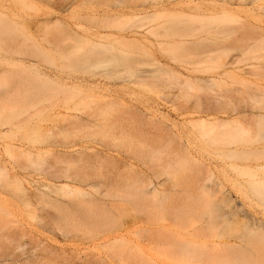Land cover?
Segmentation results:
<instances>
[{
  "label": "rangeland",
  "instance_id": "obj_1",
  "mask_svg": "<svg viewBox=\"0 0 264 264\" xmlns=\"http://www.w3.org/2000/svg\"><path fill=\"white\" fill-rule=\"evenodd\" d=\"M51 1L53 2L48 3L47 1H43V0H0V16L4 15V18L1 16V20L3 19L2 23L7 25L11 23L12 26H10V24L9 26L11 27V31L14 32L13 33L14 35H11L12 38L8 39L9 43L11 42L13 43V41H15L13 44L16 45L18 42L19 43L23 42L28 44L27 47L31 45L28 48V49L31 48L30 50H33L36 46L44 50L43 54L40 56V62L42 67H44V69L46 67L47 71L54 70L55 72H59L63 76H69V77L81 76L86 78L92 77L95 74L99 75L98 73L100 72H102L103 74L104 73L106 74L107 71L111 72L112 70L114 72L115 67H113L112 70L111 69L108 70L107 67L110 66L111 68V65L107 66L110 62L102 63L103 60L100 61V59H98L100 62L96 61L95 59L94 63H93L94 60L90 62L83 61L78 63V62H74L73 60H70L69 57H68L69 60L64 58L70 52H73L75 49H77L78 51L81 50L82 45L80 44L79 39L77 38H81L80 40L81 43L82 41H85L82 44L83 45L85 44L84 47L86 46L87 48L86 51H84L85 50L84 49L79 51L78 53L76 52L74 54L72 53V55L75 54L79 55L81 53V55L83 56L84 52L86 55V53L90 50L89 48H92V51L94 52V51H98V49L102 50L103 46L101 44L105 45V48L107 49L109 44H113L115 48L116 47L119 48L116 49L118 50L117 52L119 53L116 54L118 55L117 57L121 56L120 59L123 58L125 61L127 60V62L129 60L127 58L125 59V57L129 56L128 58H132V60L130 59L131 61L128 62L129 64H127V62L126 64L132 66L131 68H133L134 70H131V68L126 69L122 67H118L119 68L118 69L116 66V70H117V72L115 73L116 75H114L113 72L112 73L109 72V74H113V76L110 75L109 78L111 80L109 82L107 81L108 85L106 86V89L103 90L102 89L98 90V88L89 89V90H85V92L84 91L79 92V94H76L78 93L76 91H75L76 93L73 91L65 92V93L62 92L57 94V97L55 94L56 98L52 96V98L51 99L49 98L50 100L47 101L48 103L45 104L46 108L43 113V116L41 117L42 121H40L41 123L40 134L38 133L37 136L38 130L36 132L34 131L35 132L34 134V132H32V129L27 130L25 132L24 130H22L23 132L21 131L20 133H14L15 136L13 134H8L4 138H0V154L2 155V158L5 159L6 161H11L12 166L15 168V172L19 175L21 179V182L24 181L25 183L24 185L23 183H21L22 186H24L23 188L25 189L26 188L25 185L27 186L26 188V190L28 189V191H26L27 193L31 189H33L32 191L36 193L37 191H43L45 194L50 195L51 199L57 198L59 202H61L60 204L61 206L67 203V201L64 202V200H66V198L70 197L71 195L67 191V189L71 187V189L74 190L73 189L74 187L72 186L76 187L75 184L70 183L69 181L66 180V178H64L66 176L65 172L67 170L69 172L72 169L71 167L69 170L70 165H68L69 166L68 169L65 168L67 167L66 165L69 164L70 162L66 163V165L64 163L65 161L62 162L63 160L67 159L64 158L65 154L66 155L71 154V157H74L73 159L76 162L75 164L77 163L81 164L82 163L80 162L82 161L81 159H84L85 161L89 158V155L93 156L92 159H95L96 156L102 157V159L107 158L105 160H101V161H105V163L103 162L102 164L100 163V160H98L97 162V160L95 159V162H92L94 160L90 159L91 160L90 163H87V165L84 166V167L87 166L86 168L87 173H85L86 175L83 174L85 172V170H83V166L82 168H80L79 164H77L78 168H80L81 171L83 170V173H81L82 177L84 176V178H87L88 177L87 175L92 174L94 178L93 179L90 178L92 177V175H90L89 178L92 181H94V179L97 181V182L96 181L92 182L88 180L90 181L89 185H92L91 188H94L93 185L98 186V187L95 186L97 187L96 189L89 188L90 187L89 185L87 186L82 185L77 187H80L82 190L87 192L88 194L87 196L93 195L94 198L103 201L106 207L105 210L106 211L108 210V212L110 211L109 216L111 214L112 215L110 216L109 222L107 220L105 221L108 223H105V225H101L102 221L100 220L101 224L98 223L97 221V224H95L96 222L94 223L95 225L94 227L91 221L95 218L94 217L95 213L86 214L87 215L86 217L85 213L87 212L83 213L84 216L82 213H79L81 210L79 211L78 208L81 209L83 206L77 207L74 210L76 211V213L78 212V215L80 214L81 216L77 218L78 215L74 213L75 214L74 216H76V217L72 216V219L73 218L75 219L74 222H76L77 220L85 221L88 220L89 218H92L93 216L92 220L91 221L89 220V222L92 225L86 227V229L84 230L87 232L88 229V233H90L92 229L90 227L93 226L94 229H92V232L95 231L98 234L97 237L92 238L87 233L81 232L83 230L81 225L84 222H81V224H79L81 229L78 228V231H73L72 229L76 225V223H74L75 224L74 225L73 221H71L72 220L70 218L71 215H69V218H63L64 220L65 219L69 220L68 222L71 221L72 222L71 225L73 224L72 228L69 226L71 232L70 234H68L69 230L67 231V229H63L67 231V232L65 231V233L63 231L62 232L60 231L62 230L61 226H63L64 228L66 226L65 224L68 225L69 223H67V220L60 221L61 220V218L59 217L60 214L57 211L55 213L54 209L52 210V208L49 211L50 206L43 208L41 207L43 206L42 204L38 205V202H36L37 203L36 205L35 203L36 200L33 201L32 199L33 204H31L30 207L25 206L28 209L31 208L28 211L23 206L24 204L23 205L21 204L22 202L19 203L20 201L18 202V199L16 198L14 199L12 195L6 194L0 199V205L3 206L4 208L3 209L4 213L3 211L0 213V264H231L228 263L227 260L232 257L235 258L236 256L248 258L250 259V261L252 260V262L253 260H255L254 262L256 263H258L259 259L260 260L262 259V261H264L263 260L264 257L262 258L263 250L261 251V249H264L263 248L264 243H262V241L264 242V167H263L264 152L262 151L263 153L260 154L257 153V155L256 153L255 154L250 153L243 155L239 154L237 156H229L228 154H225L226 142H223L221 140L220 141L215 140L213 135L202 136L201 133L203 130H201L200 126L189 124V120H193L194 118L191 115L186 114L185 110L181 109L182 112L185 111L184 112L185 114H181L182 112L179 110L183 106L185 107L189 106V108L190 107L193 108L194 107L193 103H195L196 101L195 99L198 97H199L198 101L199 99L200 100L203 99L205 102L206 99L213 100V98H217L219 94L225 95L226 91H227L226 95L230 94L231 96H233L234 94L233 92H235V90H239V93L236 92V97L238 100H241L242 97L246 98V96L249 100L250 95L251 97L258 95L256 97V100L251 101L250 99L249 102L250 104H252L251 106L254 105L253 107H255L258 111L260 112L262 111L264 113V109H263L264 108V104H263L264 102V41L258 42V44H256L254 47L255 49L254 50L252 49L251 52L249 51L247 54L245 53L246 55L242 54L241 47L244 46V44L242 42L240 43V36L242 35V33L244 34L246 31H249V26L251 24L253 25V27L264 26V12L261 13L255 11L254 13L256 15H254V13L252 14V12L238 14L239 22H236L234 20L236 23L233 24L232 22L234 21L232 22L229 21L233 25H230V23L227 21H226L227 25L224 23L225 26L227 27L229 26L228 28H230L229 30H227L228 28L226 27L227 31L236 30L235 31L236 33L234 31H233L234 33L229 32L230 34L226 33L225 37L215 39L214 35L205 36L203 34L204 36L203 37L201 35L202 34L201 32L204 31L202 30L196 31L195 33L191 32L195 28L200 29L202 24H204L205 22L203 23L202 22L203 20L200 21V18L197 19V17H194L195 12H199V9L194 10L195 12L193 10L190 12L189 11L190 9L186 6L178 7L177 8L178 11L176 12L160 13L156 16L147 17L145 20L131 19L130 22L129 21L130 19H125L119 23L109 18L110 16L112 17L113 14L115 15V13L118 11L119 12L122 10L126 11L127 10L126 8H129L131 5H132L131 7H134L133 5H135V7L138 9H146L150 6H154L158 4H169V3L173 4V2L177 0H173V2H170L168 0H75V1L72 0V3L71 1L68 0L64 1V3L65 2L71 3V5L68 4L69 6L67 5V3H65L66 5H64L63 2H62L63 4H59L60 2L56 3L57 0H51ZM167 1L168 3H166ZM226 1L228 2V4L229 3L235 4L236 6L238 3V5L240 4L239 7H242L244 9L246 7H248L246 9H249V7L251 8L252 6H255V4L259 5L262 2L264 3V0H226ZM55 4L57 6L61 5V8L64 9L67 8V9L58 11L60 9V6H58L59 8L58 9L56 8L57 6ZM53 5L55 7H53ZM62 5L66 6V8L63 7ZM5 6L7 9L5 8ZM103 13L105 14L107 13V14L105 15ZM90 16L91 17L93 16L94 18H96L95 16H97V18L101 17L99 23L100 21L102 22L103 16L104 18L108 16L110 20L109 21L107 20V24L112 28L108 27L109 30L105 29L104 27L102 28L105 29L104 30L105 32H108L110 34L112 33L113 35L111 34V36L105 38L103 37V39L100 38L99 36L97 38V35H95L96 37L93 36L96 30L95 23L96 24L98 23V22L94 23V20L97 21L98 19L96 18L93 20ZM90 19H92L93 21ZM111 20L113 22H111ZM32 21H37L39 22V24L37 23L38 24L37 25L35 24L36 22L34 23ZM43 21L45 22V24L44 23L42 24ZM29 22L34 23V25L32 23L30 24ZM60 22L62 25L60 24ZM209 22H207L209 25L214 26L215 21L211 20ZM47 23H49V25L53 24V26L52 25L49 26ZM103 23L104 22H102L101 24L103 25ZM41 24L42 26L38 27ZM101 24L100 26H102ZM59 25L61 27H59ZM64 25L67 26L69 30L68 29L66 30ZM92 25L95 26L92 27ZM144 26L152 27V28L157 27L158 28L157 30H160L159 28H161L164 29V31H166L165 30L167 28L166 26H168L169 29H171L172 27L176 29L177 27L178 29L180 28L179 29L180 31L174 29V32L177 33L178 31L179 33L177 34H181V35L180 36L177 35V37H174L175 36L174 35L171 39L170 38L168 39L167 37H163V36L154 39L155 38L154 35L155 33H157L156 32L157 30L154 31L155 33L153 32L154 38L152 36L149 37L154 42V44H156V42L163 43V47L167 50V55L170 57H168L164 53L166 52V50L164 48H161L162 44L159 47L158 45L156 46L151 45L154 46L153 49L152 48L148 49V47H151L149 45V41L148 43L140 42L139 44H136L135 46L136 48L133 50L132 47H134V45L132 47L131 45H129L130 46L129 50L131 51H128L126 49V47L128 48L127 46L128 44L126 45L127 43L126 38L129 37V34H132L133 31L138 30L140 29V27H144ZM236 26L238 27V29ZM14 28L16 30H13ZM231 28L234 29L232 30ZM98 29L100 30V28ZM61 30H64L65 34ZM250 30L253 31V28H251ZM211 31L213 32L215 30H211ZM68 32L69 35L71 33V36L66 35L68 34ZM89 32H92L91 33L92 35H89ZM60 33H62L63 35ZM161 33L163 34L164 32ZM215 33L217 32L215 31L214 34ZM127 34L128 37L126 36ZM65 35L68 37H66ZM78 35L81 36L79 37ZM88 35L89 37H87ZM82 37L85 40H82L83 39ZM236 37L237 39H235ZM59 38L64 40H60L61 41L60 42ZM214 41H216V44H214L215 43ZM7 42L8 41L7 40L5 41L4 39V41L0 43L1 44L0 46H2L4 43L8 46L9 43ZM124 42L126 43L124 44ZM168 42L170 43L175 42V44L176 42L177 43L181 42L182 44L184 43L183 45L184 46L186 45L187 48H189L186 51H189V55L191 54L192 56L189 57V55L186 56V54H184L186 58H183V56H181L183 53L181 52H179L181 55L177 54L178 52L177 53L169 52L173 54L176 53V55L175 54L174 55L177 57L178 55H180L181 56L180 58L182 59H179V57L177 59L176 57L173 58L172 57L173 54L169 55L168 50H171L175 44L171 46V44H168ZM202 42H207L208 43L207 45H209L210 47L208 46L204 49H198V50L196 49L195 52L193 49L190 48L194 45V43L201 44ZM236 42H238L239 44ZM76 43L80 44L77 46V48H75L77 45ZM90 43L92 47L90 46ZM145 43L146 45H148L147 47L146 45H144ZM166 43L169 47L171 46L170 47L171 49H169V47H166L167 46ZM5 44L3 45V47L6 46ZM98 44H100L101 47L98 46ZM58 45L61 46L62 50ZM113 45H110L109 48L112 46L113 49L114 48ZM117 45L124 46L125 48L124 52L128 54L126 55L125 53H123V55H121L123 48L121 46L118 47ZM234 45H237L238 47ZM57 47L60 49H58ZM78 47L80 49H78ZM217 47H220L223 50V51L221 50L218 53L219 55H214L215 53L213 52L210 54H206V53L202 54L203 51H208ZM56 48L59 52L61 51L63 52L59 53L56 50ZM136 49L138 50V52H135ZM186 51H184V53H186ZM112 53H116V51H113ZM239 54H242V56L240 55V58H239ZM208 55L210 56L208 57ZM133 57L136 58L137 61L135 59L133 60ZM234 57L235 58L237 57L236 59L239 60V61L237 60L238 68H236V70L233 71L232 78L226 77L225 80L224 79L222 80L221 78H219L220 75L222 74L221 70L218 69L219 62L222 60L223 62H230L231 60L229 59L230 58L235 59ZM242 58L244 60H242ZM159 63H167L171 68H174L183 74L189 73L188 75L191 76L190 82L193 83L192 84L193 89L191 87L190 88L188 87L189 89L184 87L183 89H181L182 91L181 92L179 88L175 86H172L171 88H165L166 87L165 83H163L162 86L160 84L162 83L160 81L163 80H159V81L156 80L158 75H156V78H154L159 83L157 84L158 86L156 84H153V79L151 83L152 87L151 85L147 86L149 88L145 86L146 84L144 85L145 86L144 87L143 86L144 83L142 84V87L140 86V84L138 86L137 84L136 86L132 84V82L136 81L135 79H137V77L132 75L135 70H137L138 73L141 70L143 71L145 70L153 71L155 69L157 70L159 69ZM128 70L130 71L128 72ZM160 74L159 77L163 75ZM165 74L164 77L166 76L165 77L166 79L169 78L167 75H170V73L168 74V72H165ZM241 74L242 76H246L248 80L247 81L241 80L240 79ZM164 77L162 79H164L165 82L166 79ZM123 79L124 80L126 79L127 83L124 84V87H120L117 81L120 82V80L122 81ZM128 80L131 81L129 84H128ZM114 81H116L115 84ZM149 82H151V80ZM1 83L2 81H0V89L4 88L5 86L4 82L2 84ZM153 86L156 87L154 88ZM117 88H118V92H116ZM179 92H181V94H179ZM95 95L100 97L102 96L103 98H108L109 102L105 100L106 103L104 102L105 104H103L102 102L104 100L100 99L99 97L96 98ZM164 96L165 98L169 96L170 99L168 97L167 100L169 99L170 101H167L165 99L163 100ZM161 98H162V103L163 101L165 102L167 101L169 102L168 103L169 105H166V103L162 104L160 101ZM113 101L115 103L118 102L120 104L117 103L118 105L117 104L112 105L111 102ZM53 102L55 104H52ZM107 102L110 104H108ZM101 103L103 104V108L99 107L100 105L102 106ZM121 104L123 106H121ZM151 104L152 105L154 104V106H152ZM96 106H98L99 108L98 107L96 108ZM105 106L107 107V109ZM148 106H151V109ZM158 106L160 109L158 108ZM117 107H119V109L116 110ZM123 107H125V109H123ZM152 107H154L155 110H153ZM156 108H158L159 110L158 109L156 110ZM174 108H178L179 112L176 109L175 111ZM187 108L188 107H186V109ZM94 109H96V112L98 111L99 113H96L95 111L93 112L92 110ZM122 109L125 111L127 110L126 113L129 114H126L125 112L121 114V112L123 111ZM129 110H133V111L136 110V113L138 110L137 114H140L141 117H139L140 115L134 117L139 118V120L134 117H131L133 116L132 115L133 111L130 112ZM104 111L107 114V116L109 115V118L106 116ZM152 111L153 112L156 111L155 114ZM160 111L162 112V114H159L161 113ZM142 112L143 114H141ZM151 112L153 115H151ZM1 113L2 115L0 114V131L2 130L5 131L6 128L9 127L8 124L11 122L9 121L10 119L8 118L9 111L7 114L8 116L4 114V111ZM89 113L91 114L92 120L87 119V116L88 118L90 116ZM94 113H96L98 117L97 115L96 118L92 116V114L94 115ZM130 113L131 116H128L130 115ZM163 114H165L166 118L163 116ZM142 115L145 117H143ZM162 116L165 119H163ZM77 117L79 119L81 118L82 120H84V122L86 121V124L87 122L89 124L90 121L91 123H93V125L94 124L95 125L94 126L81 125V127H79L74 123L75 120L74 121L72 120ZM149 117L153 118L152 119L153 122L150 121L151 119L150 120L148 119ZM117 118L118 120L120 119L121 120L118 121ZM128 118L130 121L127 120ZM133 118L136 119L135 122ZM155 118L156 121L161 118L159 122L157 121L158 123H160L161 121V124H159L160 126L163 124H164L163 126H165L166 123H169L167 118L170 120V122L171 120H173L175 122V125L172 121L171 124H168L169 126L167 125L166 129L171 128L169 130H171L174 133V135L176 134V136L173 137L172 132L169 133V131L166 130L165 128L161 130L163 126L160 128V126L154 120ZM65 119L67 121H65ZM108 119L110 120L109 122L113 121L112 123H110L111 125L109 124L111 127L114 126L113 123L115 125L117 123L118 125V123L120 122H122L120 124H123L125 122L123 124L124 127L122 128V131H124L125 133V131L130 130L129 132H127L129 135L125 133L127 137L126 136L123 137L122 136L123 132H121V134L119 133L118 135V131L120 129L117 130V128H119V125L118 127L116 125L117 128H115L114 126V129H116L114 131L115 132L117 131L116 134L115 132H113L114 135L112 134L111 131L109 132L110 134L108 133V135H106L105 137L103 135L99 136L97 134L98 136H96L95 133L93 134L94 130L100 129L98 127H95L97 125V123L95 122L98 121V125L100 124L99 127H103L104 125L105 128V126L107 125L105 128L107 130L109 128ZM124 119H126L127 122L126 120L124 121ZM70 120H72L73 123L76 125V127H78L76 128L77 131L73 130L74 128L73 126H75L73 124H72L73 126L69 124L70 127L71 126L73 127L72 128L73 132L71 131V129H68L70 128L68 125V122ZM242 120L244 124H246L249 127V129L253 130L251 132L250 137L254 138L256 136L255 135L256 118L245 117ZM154 121L156 123L155 125L159 126V128L154 127V125H152ZM65 124H67V126ZM176 124L177 125L179 124L178 125L179 128ZM127 125L129 128L127 127ZM130 125L133 127H131ZM171 125L174 126L172 127ZM64 126L65 129L66 127H68L67 129L72 132V134L70 133L71 136L68 135L69 131H67L68 133L65 131L64 135L61 134L63 136L61 137L59 133L63 132ZM120 126L122 127V125ZM176 129L179 130L176 131ZM55 130L57 131L59 136L58 135L55 136L56 134ZM111 130H113V128H111ZM165 130L168 132H166ZM22 134L27 135L24 141L29 142V145L33 149H35V153H37L38 155L35 154L33 157L31 156L30 158L28 157L24 159L23 158L21 159V157H19L20 160L17 158L18 157L17 156L16 159L18 161L13 162V160L16 159L11 157L9 158L7 152L10 151L12 153L13 152L15 153V151L13 149L10 150V148L12 146V143L16 142V139L19 140L21 138L20 136H22ZM249 134L247 135V137L249 136ZM263 134L264 132L261 135ZM102 136L104 137V139ZM112 137L113 139L115 137L117 138L116 141L117 143L112 142L113 140ZM250 137H248L247 139L246 137H244V139L241 138L243 142L240 139L239 145L245 144L244 146L253 147L259 145L262 146V144H264L263 142L264 135L259 136L263 138H261L260 141L258 140L260 144L255 142V144L257 143V145L253 144L255 140L253 141V143L250 141L251 140ZM120 140L122 141L119 142ZM9 143L11 144V146L9 145ZM121 143H123V145ZM115 144L118 146H116ZM251 144H253V146ZM110 145H113V147H111ZM8 147L10 148L7 149ZM4 149L6 150V152ZM56 155L58 158L61 157L59 155H64L62 156V158H60V160L63 159L62 161H59L60 166H57L58 162L56 163L54 161L57 158ZM80 155H81V159H79ZM185 155L186 157L188 156V158H186ZM75 156L78 158L79 162H77ZM139 158H143L145 161L140 160ZM70 159L72 161V158ZM186 159L189 161L185 163ZM58 160L59 159H57V161ZM54 162L57 164L56 165L57 167L55 169L51 167V166L55 167L54 166L55 164L54 165L52 164ZM86 162L89 161L87 160ZM14 163L15 164L18 163V165L19 164L23 165L21 166L23 167L22 170L20 169L21 168L20 166L17 167L16 165H14ZM62 163H64L63 165H65V167L62 165ZM176 163H180V168L176 169V175L174 176L175 178L174 179L171 175L169 176L166 173V170L169 171V168L173 167ZM129 164H131L132 166L131 165L129 166ZM49 165L52 168V169L50 168L51 170L48 167ZM112 165L113 166L115 165L116 169ZM8 166L10 167L11 165ZM63 167L67 169L66 171L64 169L65 171L64 173L63 170H61ZM88 168H90V170ZM174 168L176 167L174 166ZM57 169H59L60 171H58ZM194 169H196V171H194ZM73 170H72L73 172L72 175H74ZM54 171L55 172L57 171V174L58 172H60V174H58L59 178L57 181L54 180V178L56 177ZM207 173L212 174V176L209 180H206L205 182L202 181L206 188L203 185L198 186L199 188L201 187V189L203 187L204 189V190L202 189L203 192L201 191V189L198 191V187L196 186L198 183L194 182V180L197 179L196 177H198L197 180L204 179L205 177L207 178L208 176ZM61 174H64V177H61L63 176ZM136 174L137 176H139V178L145 175V180L143 178L144 181H146L147 178L150 179L149 181L147 180V184L145 183L146 184L145 186H147L148 182H150V185H148L149 190L155 188L159 192H157L155 189L153 191L156 193H160V197L161 196L164 197V195L165 198L167 197L165 199L166 201L162 200L163 203L159 201V204L162 205L161 208L165 209L164 211L163 209H161L163 213H161L162 211H160L159 209L158 201L157 200L155 201V199L153 200L150 197V195L148 196L150 197L149 199L148 197L147 199L145 197L144 202H142L143 201L142 198H140L139 200L138 199L139 197L137 199L135 197L136 201L134 200V202L136 204L135 203L132 204L133 202L130 203L127 202L126 200L123 201V199H119V197L118 200H114L115 197H112V199H110L111 197L110 198L108 197L109 199H107V194L105 193L109 192L108 196H110L109 194L115 190L114 189L113 191H111L112 188L117 186V182L118 184L121 182L120 187L121 185L128 187L123 182L125 181L127 184H129L127 182L128 180L127 178L133 179ZM77 175H79L80 178H82L79 173ZM98 175H102L100 177H103L101 178L103 180L99 179L100 181H98ZM124 178H126L127 180L126 179L124 180ZM119 179L120 180L123 179L124 181H120ZM134 179H138V178H136L135 176ZM133 182H130L131 184L129 185L132 186V184H134ZM101 184L104 185L105 187L103 188ZM135 184H137V182H135ZM162 184L164 186L166 185V187L168 188L165 189V187L162 186ZM59 185L61 186L67 185L64 188L65 190L62 191L65 193V195L61 193L62 194L61 198L59 197L61 195L60 193L58 197H56L55 193H53L55 197L50 194L51 192L49 193V191H52L50 189L54 188L52 186L60 187ZM134 186L135 185H133V187ZM137 186L134 187V189H136ZM126 187H124V190L121 189V191L122 190L125 191ZM98 188L100 189L97 190ZM117 188L116 190L118 191L116 190L115 191L118 193V195H121L123 192L119 193L120 188L118 189ZM129 188L131 189L132 187ZM191 188H193V190H195L196 188L195 192L197 191L199 194L197 192L196 193L193 192ZM131 190H133V188ZM32 191H30L28 194L32 193ZM65 191H67L70 195ZM100 192L102 193L101 195L102 197L104 195L106 196L105 197L106 199L100 198L99 196L101 194ZM166 193L168 195H166ZM225 193H228L227 197L224 195ZM66 194H68L69 196L63 197V195L66 196ZM188 196L191 197V200L190 197L189 199H187ZM192 196L195 197L193 198ZM87 199L88 198H86V200ZM151 199L153 202L151 201ZM186 199L190 204L187 202ZM33 205L34 206L36 205L35 208L37 207L36 208L37 210L33 211L32 209L34 208ZM40 208L41 211L43 212L40 211ZM45 210L48 211L45 213L44 212ZM51 210L54 211V215L53 213H51L52 212ZM82 210L85 211V209ZM165 211H167L168 213L166 212L167 214H164ZM6 212H7V216H6ZM55 214L57 215L55 216ZM95 215H97V213ZM52 216L59 218V219L56 218L53 219L63 223V225L61 223L59 224L61 225L60 230L54 227V225L56 224H53V228H52L51 226L52 221L54 222V220H50ZM99 216L102 215L100 214ZM105 216H107V214H105ZM64 217H66V215H64ZM81 217L84 218L86 217V218L80 219ZM93 221H95V219ZM89 222L87 221L88 224H90ZM85 223L84 226L87 225V223L86 224ZM112 224L113 225L116 224V226L118 227L116 226L113 227ZM77 225L75 226L76 228L74 227L76 230L78 227ZM55 228L57 229V231ZM179 237H182L183 241L184 239L186 241H195L196 243H198V246H196L195 249H187L188 251L187 253H177L175 249H172V247H173V243L175 242V238H179ZM115 238L117 240H114ZM13 239H15V241ZM178 241H180V238L178 239ZM258 242L260 243L259 246L261 247V249L260 247L258 248L257 244L256 246L254 244ZM185 254L187 260L186 259L181 260V256L185 257ZM210 257H214L216 258V260H213L214 258L212 259ZM260 260H259V264L262 262Z\"/></svg>",
  "mask_w": 264,
  "mask_h": 264
},
{
  "label": "bare ground",
  "instance_id": "obj_2",
  "mask_svg": "<svg viewBox=\"0 0 264 264\" xmlns=\"http://www.w3.org/2000/svg\"><path fill=\"white\" fill-rule=\"evenodd\" d=\"M43 1H47L48 3L49 2H53V1H49V0H43ZM64 1H67V0H57V2L56 3H59V4H63L64 3ZM68 1H71V3H72V0H68ZM73 1H75V0H73ZM168 1H170V2H173V0L171 1V0H168ZM168 1L166 2V3H168ZM46 2V3H47ZM63 2V3H62ZM47 3V4H48ZM65 3H67V5L69 4V5H71V3H68V2H65ZM64 3V5H66ZM74 3V2H73ZM161 3H164V2H161ZM237 3V2H236ZM250 3V2H249ZM263 3V2H262ZM262 3H260L259 5L258 4H255V6H252L251 8L249 7V9H246V8H248V7H246L245 9L244 8H242V7H239V5H238V3H237V6L235 5V4H228V2L226 1V0H177V1H175V2H173V4L172 3H169V4H158V5H154V6H150V7H148V8H146V9H138V8H136L135 7V5H133L134 7H129V8H126L127 10L126 11H118V12H116L115 13V15L113 14V16L111 17L110 15H108V16H110L109 18L110 19H112V20H114L115 22H121V21H123V20H125V19H130L129 21L131 22V19L133 20V19H136V20H145L147 17H152V16H156V15H158V14H160V13H165V12H176V11H178V7H180V6H186V7H188L190 10V12L193 10H196V9H199V12H195V15H194V17H197V19L198 18H200V21L201 20H203L202 22L204 23V24H202V26H201V28L200 29H191L192 31V33H195L196 31H204V32H201L202 34V36H203V34L205 35V36H207V35H210V36H215V39L216 38H222V37H225V35H226V33H234L236 30H233L232 28V30L234 31H227V30H229L230 28H228L227 26H225V24H226V21L227 22H229V21H236V22H239V17H238V14H240V13H251L252 12V14L255 12V11H258V12H264V3L262 4ZM253 4V3H252ZM251 4V5H252ZM50 5V4H49ZM56 5V4H55ZM64 5H62L63 7H65L66 8V6H64ZM68 5V6H69ZM57 6V5H56ZM58 6H60V9L58 8ZM56 8H58L59 10L58 11H60V10H63L64 8H61V5H58ZM67 6V7H68ZM170 6V7H169ZM53 7H55L54 5H53ZM5 8H6V6H5ZM7 9V8H6ZM67 9V8H66ZM66 9H64V10H66ZM187 9V8H186ZM56 11V10H55ZM193 12V13H194ZM5 13V12H4ZM181 13H183V12H181ZM187 13H189V12H187ZM257 13V12H256ZM260 13V14H261ZM52 14V13H51ZM58 14V13H57ZM103 14H105V13H103ZM107 14V13H106ZM105 14V15H106ZM259 14V13H258ZM257 14V15H258ZM55 15V14H54ZM246 15V14H245ZM254 15H256L255 13H254ZM2 16V15H1ZM1 16H0V43H2V41H4V39H5V41L7 40L8 42L7 43H9V38L11 39L12 38V36L11 35H14L13 33V31H11V27L10 26H12L11 25V23H9L10 24V26H9V24L7 25V24H4V23H2V21H3V19L1 20ZM108 16L107 17H105V18H108ZM3 18H4V15L2 16ZM91 17V16H90ZM96 18H97V16H95ZM93 20L94 19H96V18H94L93 16L91 17ZM103 18H104V16H103ZM102 18V22H104V23H106L107 24V20L109 21L110 19L108 18V19H103ZM92 19H90V20H92ZM98 20L96 21V20H94V23L95 22H98L97 24L95 23V25H96V30H95V34H93V36H95V35H97V38H98V36L100 37V38H102L103 39V37L105 38V37H108V36H111V34L110 33H108V32H105L104 30L105 29H107V30H109L108 29V27L109 28H112V27H110V26H108V24L106 25V24H104L103 23V25L101 24L102 22L100 21V23H99V20L101 19V17L100 18H97ZM92 20V21H93ZM111 20V22H113ZM215 21V24H214V26H212V25H209L210 24V22L209 21ZM45 21V20H44ZM42 22V24L44 23L45 24V22ZM106 21V22H105ZM135 21V20H134ZM224 21V22H223ZM232 22L233 24H235L236 22ZM241 21V20H240ZM32 22H36L35 24H39V22H37V21H32ZM32 22H29L30 24L32 23ZM47 22V21H46ZM137 22V21H136ZM201 22V23H202ZM207 22H209V24L207 23ZM34 23H32L33 25H34ZM57 23V22H56ZM225 23V24H224ZM230 23V22H229ZM37 24V25H38ZM42 24L40 25V26H38V27H41L42 26ZM48 25H49V23H47ZM46 24V25H47ZM60 24H61V22H60ZM92 24H93V22H92ZM100 24L102 25V26H100ZM224 24V25H223ZM233 24H231L230 23V25H233ZM238 24V23H237ZM47 25V26H48ZM50 25H52L53 26V24H50ZM49 25V26H50ZM62 25V24H61ZM94 25V26H95ZM111 25V24H110ZM115 25V24H114ZM121 25V24H120ZM227 25V24H226ZM239 25V24H238ZM249 25H250V23H249ZM248 25V26H249ZM65 26V25H64ZM64 26H63V28H64ZM93 25H92V27H94ZM98 26V27H97ZM112 26V25H111ZM240 26H242V25H240ZM250 26H251V28H253V31H251L250 29ZM249 26V31H246L244 34L242 33V35L240 36V43L242 42L243 44H244V46H242L241 47V51H242V54H247L249 51L251 52V50L253 49H255L254 47H255V45L256 44H258V42H262V41H264V26L263 27H259V26H254L253 27V25L251 24ZM59 27H61L60 25H59ZM102 27H104L105 29H103ZM162 27V26H161ZM167 28H168V30H167V28L165 29L166 31H164V29H161V28H159L160 30H161V32H164L163 34L160 32V30H157L158 28L157 27H140V29H138V30H135V31H133L132 32V34H129V37H128V34L126 35L128 38H126L127 40H126V42H124V44L126 43V45L128 46V48L126 47V49L128 50V51H131V50H129L130 49V46L129 45H131V47L134 45V47H132V50L133 49H135L136 47V44H139L140 42L142 43H144V42H146V43H148V41H149V45L151 46V45H158V47L159 46H161V44H162V47L161 48H164L163 47V43H159V42H156V44H154V42L149 38L150 36H152L153 37V32L154 31H156L157 33H155V35H154V39H156V38H159L160 36H163V37H167L168 39L170 38H172L174 35V37H177V35L178 36H180L181 34H177V33H179L178 31H177V33H175L174 32V29L175 30H179L178 29V27H177V29L176 28H171V29H169V27L168 26H166ZM228 29H227V28ZM237 27V26H236ZM245 27H246V25H245ZM256 27V28H255ZM65 28H66V30L68 29L67 28V26H65ZM65 28H64V30H65ZM98 28H100V30L98 29ZM103 30H102V29ZM163 28H165V27H163ZM213 28V29H212ZM242 28H244V27H242ZM79 29H80V27H79ZM227 29V30H226ZM237 29H238V27H237ZM13 30H16L15 28L13 29ZM64 30H61V31H63L64 32ZM69 30V29H68ZM94 30V29H93ZM106 30V31H107ZM211 30H215L217 33H215L214 34V32L215 31H211ZM242 30V29H241ZM90 31V30H89ZM180 31V30H179ZM183 31V30H182ZM62 32V33H63ZM211 32V33H210ZM62 33H60V34H62ZM67 33V32H66ZM75 33V32H74ZM73 33V34H74ZM87 33H88V31H87ZM92 32H89V35H92L91 34ZM93 33H94V31H93ZM161 33V34H160ZM229 33V34H230ZM236 33V32H235ZM64 34H65V32H64ZM229 34H227V35H229ZM63 35V34H62ZM66 35H69V32H68V34H66ZM65 35V36H66ZM75 35V34H74ZM77 35V34H76ZM89 35L87 36V37H89ZM113 35V34H112ZM69 36H71V33H70V35ZM79 36V35H78ZM81 36V35H80ZM79 36V37H80ZM62 37V36H61ZM66 37H68V36H66ZM96 37V36H95ZM204 37V36H203ZM83 38V37H82ZM85 38H86V36H85ZM167 38H165V39H167ZM77 39H79V42H80V44L82 45V47H81V50H84V51H86V46L84 47V45L82 44V43H84L85 41H82V43H81V38H77ZM76 39V40H77ZM235 39H237V37L235 38ZM60 40H64V39H61V38H59V41ZM82 40H85L84 38L82 39ZM86 40H87V38H86ZM11 41H13V40H11ZM235 41V40H234ZM237 41V40H236ZM15 41H13V43H14ZM61 42V41H60ZM78 42V41H77ZM162 42V41H161ZM213 42V41H212ZM215 43L214 44H216V41H214ZM257 42V43H256ZM6 43V42H5ZM4 43V44H5ZM12 42L11 43H9V45L7 46L6 44V46H4L3 47V45L2 46H0V81H2V83L4 82L5 83V86H4V88H1L0 89V111L1 112H3L4 111V114H5V112L7 111V109H8V111H9V114H8V111L6 112V114L5 115H7L8 116V118L10 119L9 121H11L9 124H8V128H6V130L4 131V130H2V131H0V138H4L5 136H7L8 134H13L14 135V133H20L22 130H24V132L25 131H27V130H30V129H32V132H36L37 130L39 131H37V136H38V133L40 134V131H41V123H40V121H42L41 120V117L43 116V113H44V111H45V108H46V103H48L47 101H49L51 98H52V96H54L55 97V94H56V97H57V94H59V93H65V92H78V93H76V94H79V92H85V90H89V89H96V88H98V90L100 89H106V86L108 85L107 83L111 80L109 77H110V75H112L113 76V74L114 75H116L115 73L117 72V70H116V66H117V68L118 67H122V68H126V69H130L132 66H130V65H127V64H129L128 62L129 61H131L132 60V58H128V57H125V59L127 58L129 61L127 62V60L125 61L123 58H121L120 59V57H117L118 55H116V54H119L117 51L118 50H116V49H119V48H115L114 47V45L113 44H109V46L110 45H113V49H115V50H113L112 49V46L109 48V46H108V49L107 48H105V45H103V44H101L102 46H103V48H104V50H103V48H102V50H99L98 49V51H92V48H89L88 50L90 51H88L87 53H86V55H85V52H84V55L82 56L81 55V53L79 54V55H77V54H75V55H72V53L74 54L75 52L76 53H78L79 51H81V50H77V49H75L73 52H70L66 57H64V58H66V59H68V57L70 58V60H73L74 62H78V63H80V62H90V61H92V60H94L93 61V63L95 62V59H96V61H98V62H100L101 60H103L102 61V63L103 62H110L107 66H109V65H111V68H110V66L109 67H107L108 68V70H112L113 69V67H115V69H114V72H113V70L110 72V73H112L113 72V74H109V72L107 71L106 72V74L104 73H102V72H100V73H102V74H100V73H98L99 75H97V74H95V75H93L92 77H81V76H79V77H75V76H71V77H69V76H63L62 74H60L59 72H55L54 70L53 71H47V69H46V67H45V69H44V67H42V65H41V62H40V56L43 54V51L44 50H42V49H40V48H38L37 46L33 49V50H30V49H28L31 45H29V47H27L28 46V44H26V43H23V42H18L16 45H14ZM23 43V44H22ZM146 43L144 44V45H146ZM179 43V44H178ZM176 42V44H175V42L174 43H170V42H168V44H171V46L172 45H174L173 46V48L171 49L168 45H167V43H166V47H169V49H171V50H168V54L170 55H172L173 53H169V52H178L177 54H180L179 52H181V53H183L181 56H183V58H186L185 57V55L184 54H186V56H188L189 55V51H186L187 49H189V48H187V46L185 47L181 42ZM204 43H206V44H204ZM236 43H238V42H236ZM11 44V45H10ZM24 44H26V45H24ZM77 44V43H76ZM75 44V45H76ZM79 43L76 45V47L75 48H77V46L78 45H80ZM88 44H89V42H88ZM208 43L207 42H202L201 44H196V43H194V45L192 46V47H190L191 49H193L194 50V52L196 51V49L198 50V49H204V48H206V47H208L209 45H207ZM235 44V43H234ZM239 44V43H238ZM1 45V44H0ZM24 45V46H23ZM122 45V44H121ZM120 45V46H121ZM142 45V44H141ZM205 45V46H204ZM207 45V46H206ZM241 45V44H240ZM58 46H60V45H58ZM88 46V45H87ZM90 46H91V43H90ZM96 46V45H95ZM95 46H93V47H95ZM98 46H100V44H98ZM97 46V47H98ZM106 46V47H107ZM118 46V45H117ZM120 46H118V47H120ZM148 45H146V47H147ZM212 46V45H211ZM231 46V45H230ZM234 46H236V47H238L237 45H234ZM3 47V48H2ZM66 47V46H65ZM84 47V48H83ZM92 47V46H91ZM101 47V46H100ZM123 49V51H122V53H121V55H123V53H125L126 54V52H124V50H125V48H124V46H121ZM153 47L154 46H151V47H148V49L149 48H152L153 49ZM210 47V46H209ZM58 48V47H57ZM57 48H56V50H57ZM60 48H61V46H60ZM60 48H58V49H60ZM72 48V47H71ZM83 48V49H82ZM64 49V48H63ZM67 49V48H66ZM78 49H80L79 47H78ZM116 51V53H112L113 51ZM138 49V48H137ZM136 49V51L135 52H138V50ZM165 49V48H164ZM168 49V48H167ZM61 50H62V48H61ZM60 50V51H61ZM96 50V49H95ZM121 50V49H120ZM126 50V51H127ZM166 50V49H165ZM222 49L220 48V47H217V48H214V49H211V50H208V51H203L202 52V54L203 53H206V54H210V53H215L214 55H219L218 53L221 51ZM238 50V49H237ZM58 51V50H57ZM64 51H66V50H64ZM149 51H151V50H149ZM184 51H186V53H184ZM223 51V50H222ZM59 52V51H58ZM61 52H63V51H61ZM61 52H59V53H61ZM133 52V51H132ZM67 53V52H66ZM83 53V52H82ZM161 53H163V52H161ZM166 55H167V50H166V52H164ZM176 53H174L175 55H176ZM188 53V54H187ZM64 54H65V52H64ZM124 54V55H125ZM128 54V53H127ZM126 54V55H127ZM130 54H132V53H130ZM136 54V53H135ZM134 54V55H135ZM173 54V58H175L176 57V59L179 57V59H182V58H180L181 56L180 55H178V57L177 56H175ZM193 54V53H192ZM242 54H239V58H240V55L242 56ZM245 54V55H246ZM65 56V55H64ZM73 58V57H75V58H71V57ZM168 56V55H167ZM190 56H192L191 54L189 55V57ZM210 55H208V57H209ZM62 57V56H61ZM168 57H170V56H168ZM211 57H212V54H211ZM63 58V57H62ZM63 58V59H64ZM235 58V57H234ZM237 58V57H236ZM229 59V60H231L230 62H223V60L222 61H220L219 62V66H218V69L219 70H221V72H222V74L220 75V77L219 78H221L222 80L224 79L225 80V78L227 77V78H232V76H233V71L234 70H236V68H238L237 67V63H238V59ZM246 58V57H245ZM98 59H100V61L98 60ZM131 59V60H130ZM136 60L137 61V59L136 58H134L133 57V60ZM171 59V58H170ZM44 60V59H43ZM69 60V59H68ZM229 60H227V61H229ZM238 60V61H237ZM242 60H244L243 58H242ZM126 62H127V64H126ZM244 62V61H243ZM113 63V64H112ZM141 63V62H140ZM112 65H114V66H112ZM131 65H132V63H131ZM44 66V65H43ZM135 66V65H134ZM239 67H241V66H239ZM137 68V67H136ZM119 69V68H118ZM121 69V68H120ZM106 70V69H105ZM116 70V71H115ZM131 70H134L133 68H131ZM156 70V69H155ZM155 70H145V71H143V70H141V71H139V73H138V71L137 70H135L134 71V73L132 74V75H134L135 77H137V79H135L136 81H133L132 82V84L134 85V86H136V84H137V86L140 84V86L142 87V84H143V86L145 85L146 87L148 86V85H151V83H152V79H153V84H159L156 80H163V81H160V82H162V83H160L161 84V86L163 85V83H165L164 85L166 86H164L165 88H171L172 86H175V87H177V88H179V90L181 91V89H183L184 87L185 88H187V89H189L190 87L192 88V84L193 83H191L190 81H191V76H189L188 74H183V73H181V72H179V71H177L176 69H174V68H171L170 66H169V64H167V63H159V69H157L156 71ZM121 71V70H120ZM130 70H128V72H129ZM119 72V71H118ZM124 72V71H123ZM125 72H127V71H125ZM135 72H137V73H135ZM153 72H155V73H153ZM160 72V73H162V74H160V75H162V76H160L159 77V74L158 73ZM165 72H168V74L170 73V75H167L169 78H165L164 77V74H165ZM245 72V71H244ZM157 73V74H156ZM238 73V72H237ZM248 73V72H247ZM137 76H136V75ZM167 74V73H166ZM165 74V75H166ZM156 75H158L157 76V78H156ZM247 75V74H246ZM219 76V75H218ZM249 76V75H248ZM159 77V78H158ZM165 78L166 80H165V82H164V79H162V78ZM154 78H156V80L154 79ZM237 78V77H236ZM148 79H149V81L151 80V82H149L148 81ZM240 79L241 80H243V81H247L248 80V78L246 77V76H242V74H241V76H240ZM133 80V79H132ZM240 80V81H241ZM108 81V82H107ZM155 81V82H154ZM115 82L116 81H114V84H115ZM131 81H129L128 80V84L130 83ZM147 82V83H146ZM1 83V84H2ZM111 83V82H110ZM117 83H119V86L120 87H124V84H126L127 82H126V79L124 80H120V82H118L117 81ZM195 83V82H194ZM241 83V82H240ZM256 83V82H255ZM132 84H131V86H132ZM195 85V84H194ZM2 86V85H1ZM113 86V85H112ZM128 86V85H127ZM144 86V87H145ZM158 86V85H157ZM115 87V86H114ZM113 87V88H114ZM117 87V86H116ZM151 87H152V85H151ZM150 87V88H151ZM154 87V86H153ZM156 87V86H155ZM154 87V88H155ZM163 87V88H164ZM189 87V88H188ZM194 87V86H193ZM119 88V87H118ZM118 88H117V91L116 92H118ZM126 88V87H125ZM147 88H149V87H147ZM157 88H160V87H157ZM162 88V87H161ZM164 88V89H165ZM193 89V88H192ZM191 89V90H192ZM113 90V89H112ZM116 90V89H115ZM234 90V89H233ZM110 91V90H109ZM129 91V90H128ZM258 91V90H257ZM87 92V91H86ZM119 92H120V90H119ZM122 92V91H121ZM182 92V91H181ZM181 92H179V94H181ZM233 92V91H232ZM231 92V93H232ZM236 92L237 93H239V90H235V92H233L234 94H233V96H231L230 94L229 95H226L227 94V91H226V94L224 95V94H219L218 95V97L217 98H213V100H211V99H206L205 100V102H204V100L203 99H199V101H198V98H196L195 100V103H193V105H194V107L192 108V107H190L189 108V106H186V107H188L187 109H186V107L185 106H183L182 108H180L179 110L181 111V109L182 110H185V111H181L182 113L181 114H189V115H191L194 119H196V120H189V124H191V125H196V126H200L201 127V130H203L202 131V136H211V135H213L214 136V138H215V140H217V141H223V142H226V145H225V154H228L229 156H237V155H239V154H250V153H256V155H257V153L258 154H260V153H263L264 152V144H262V146H253V144H255V142H257V143H259L260 144V142H258V140L260 141L261 140V138H263V137H259V136H263V135H261L263 132H264V113L261 111H258L255 107H253V106H251L252 104H250V102H249V100L251 99V101H254V100H256V97L258 96V95H256V96H252L251 97V95H250V98H249V100H248V98H247V96H246V98H243L242 97V99L241 100H238L237 99V97H236ZM81 94V93H80ZM84 94V93H83ZM86 94V93H85ZM96 94V93H95ZM104 94H107V93H104ZM117 94H119V93H117ZM170 94V93H169ZM49 95V96H48ZM97 95V94H96ZM95 95V96H96ZM109 95V94H108ZM168 95V94H167ZM94 96V97H95ZM110 96V95H109ZM118 96V95H117ZM122 96V95H121ZM170 96V95H169ZM168 96V97H169ZM239 96V95H238ZM55 97V98H56ZM93 97V98H94ZM97 97H99L100 99H102V100H104L102 103L103 104H105L106 102H105V100L106 101H108L109 102V100H108V98H103L102 96L100 97V96H96V98ZM167 97V96H166ZM167 97V98H168ZM50 98V99H49ZM98 98V99H99ZM122 98V97H121ZM124 98V97H123ZM167 98H165V96H164V98H163V100L165 99V100H167ZM201 98V97H200ZM110 99H112V98H110ZM125 99V98H124ZM160 99V98H159ZM169 99H170V97H169ZM167 100V101H170V100ZM190 99H192V98H190ZM190 99H189V101H190ZM60 100V99H59ZM212 102H211V101ZM248 100V101H247ZM161 103H162V98H161ZM165 102V101H163V103L162 104H165L166 103V105H169L168 103L169 102ZM105 102V103H104ZM107 102V103H108ZM122 102V101H121ZM172 102V101H171ZM193 102H194V100H193ZM211 102V103H210ZM51 103V102H50ZM101 103V104H102ZM112 103V105H116L117 103H115L114 101L113 102H111ZM114 103V104H113ZM52 104H55L54 102L52 103ZM103 104H102V106L100 105H98L99 107H102L103 108ZM108 104H110V103H108ZM118 104H120V103H118ZM117 104V105H118ZM123 104V103H122ZM121 104V106H123ZM155 104V103H154ZM154 104L152 105V106H154ZM263 104H264V102H263ZM51 105V104H50ZM111 105V106H112ZM158 105V104H157ZM193 105H191V106H193ZM243 105V106H242ZM250 105V106H249ZM52 106V105H51ZM98 106H96V108L98 107ZM108 106V105H107ZM130 106V105H129ZM129 106H128V108H129ZM98 107V108H99ZM106 107V106H105ZM113 107V106H112ZM115 107V106H114ZM148 107H150V109H151V106H148ZM147 107V108H148ZM156 107V106H155ZM185 107V108H184ZM109 108H110V106H109ZM132 108V107H131ZM153 108V110H155L154 109V107H152ZM158 108H159V106H158ZM158 108H156V110L158 109ZM184 108V109H183ZM106 109H107V107H106ZM106 109H105V111H106ZM115 109V108H114ZM117 109H119V107H117L116 108V110ZM123 109H125V107H123ZM122 109V110H123ZM149 109V110H150ZM160 109V108H159ZM158 109V110H159ZM177 110L178 112H179V110H178V108H174V110ZM264 109V108H263ZM99 110V109H98ZM103 110V109H102ZM115 110V111H116ZM121 110V111H122ZM175 110V111H176ZM93 112L95 111L96 112V109H94V110H92ZM105 111H104V113H105ZM127 111V110H126ZM126 111L125 110H123L122 112H121V114L123 113V112H125L126 113ZM130 112H132L133 110H129ZM128 111V112H129ZM0 112V114L2 115V113ZM101 112V111H100ZM118 112V111H117ZM134 112V113H133ZM132 112V115L133 116H131V113H130V115H128V116H131V117H134V116H139L140 114H137L138 113V110H137V113H136V110L135 111H133ZM153 112V111H152ZM152 112H151V115H153L152 114ZM156 112V111H155ZM155 112H153L154 114H155ZM157 112H159V111H157ZM161 112V111H160ZM185 112V113H184ZM96 113H99L98 111L96 112ZM96 113H94V115L92 114V116H94L95 118H96ZM108 113V112H107ZM112 113V112H111ZM124 113V114H125ZM90 114V113H89ZM106 114V113H105ZM109 114V113H108ZM117 114V113H116ZM126 114H129V113H126ZM135 114V115H134ZM137 114V115H136ZM141 114H143V112L141 113ZM159 114H162V112L161 113H159ZM102 115V114H101ZM114 115V114H113ZM145 115V114H144ZM223 115V116H222ZM106 116H107V114H106ZM116 116V115H115ZM114 116V117H115ZM143 116V115H142ZM163 116L166 118V116H165V114H163ZM162 116V117H163ZM225 116V117H224ZM97 117H98V115H97ZM102 117V116H101ZM108 118H109V115L107 116ZM122 117V116H121ZM139 117H141V115L139 116ZM143 117H145V116H143ZM142 117V118H143ZM159 117V116H158ZM163 117V119H165ZM245 117H255L256 118V122H255V124H256V128H255V135L257 136V138H256V136L254 137V138H252V137H250L251 136V132L253 131V130H251V129H249V127L246 125V124H244V122H243V120L242 119H244ZM104 118V117H103ZM106 118V117H105ZM120 118V117H119ZM130 118V117H129ZM129 118L127 119V120H129ZM134 118H136V119H138L139 120V118H137V117H134ZM133 118V120H134V122H135V120L136 119H134ZM72 119V118H71ZM81 119V118H80ZM78 117L77 118H74V119H72L73 121H74V123L77 125V126H79V127H81V125H87V126H94L93 125V123H91L90 121H89V124H88V122H87V124H86V121L84 122V120H80ZM87 119H91L92 120V117H91V114H90V116H89V118H88V116H87ZM141 119V118H140ZM151 122H153V118H148ZM161 119V118H160ZM159 119V120H160ZM72 120H70L69 122H71V123H69L68 122V125L70 124V125H75L74 123H73V121ZM96 120H98V119H96ZM116 120V119H115ZM117 120H118V118H117ZM121 120V119H120ZM120 120H118V121H120ZM123 120V119H122ZM126 119H124V121H125ZM127 120H126V122H127ZM132 120V119H131ZM155 121H156V118L154 119ZM159 120H157L158 122H159ZM167 120L169 121V123H166L165 124V126H163V125H159V124H161V121H160V123H158L157 121V124L160 126V128H161V130H163L164 128L166 129V127H167V125L168 124H171V122L173 121V120H171V122H170V120L167 118ZM65 121H67L66 119H65ZM93 121H94V119H93ZM106 121V120H105ZM110 120L108 119V126H109V128L106 130L105 128H106V126H105V128H104V125H103V127H99V125H98V121L97 122H95V123H97V125L95 126V127H98V128H100L98 131L97 130H94V132H93V134L95 133L96 134V136H101V135H103L104 137L106 136V135H108V133L111 131L112 132V134L114 135V133L113 132H115L114 130H116V129H114V126H115V128H117L118 127V125H119V128H117V130H119L118 131V135H119V133L121 134V132H123L124 133V131H122V128L124 127V123L123 124H120V123H122V122H120V123H118V125H117V123H116V125H117V127H116V125L113 123V125L114 126H110L111 124L110 123H112V122H109ZM130 121V120H129ZM155 121H154V123L152 124V125H154V127H158L159 128V126H156L155 124ZM100 122V121H99ZM115 122H117V121H115ZM40 123V124H39ZM63 123V122H62ZM103 123V122H102ZM130 123V122H129ZM131 123H133V122H131ZM173 123H174V125H175V122L173 121ZM172 123V124H173ZM104 124V123H103ZM107 124V123H106ZM110 124V125H109ZM126 124H128V123H126ZM151 124V123H150ZM39 125H40V127H39ZM66 126H67V124H65ZM70 125H69V127H70ZM72 125V126H73ZM76 125L75 126H71L70 128H68V127H66V129H65V126H64V128H63V132H61V133H59L60 135L61 134H63L64 135V132L66 131H69L68 129H71V131L73 132V130H76V128H78V127H76ZM120 125H122V127L120 126ZM173 125V126H174ZM177 125V124H176ZM179 125V124H178ZM177 125V126H178ZM131 126V125H130ZM169 126V125H168ZM172 126V125H171ZM172 126V127H173ZM127 127H128V125H127ZM131 127H133V126H131ZM39 128V129H38ZM68 128V129H67ZM72 128H73V130H72ZM111 128H113V130H111ZM129 128V127H128ZM178 128H179V126H178ZM181 128V127H180ZM261 128H262V130H261ZM62 129V128H61ZM132 129V128H131ZM169 129H171V128H169ZM168 128L166 129V130H168L169 131V133H171L172 131L171 130H169ZM173 129V128H172ZM175 129V128H174ZM124 130V129H123ZM126 130V129H125ZM165 130V131H166ZM179 129H176V131H178ZM71 131H69V134L68 135H70L71 136V134H72V132ZM77 131V130H76ZM75 131V132H76ZM91 131H93V130H91ZM130 130H128V131H125V133L127 134V135H129L127 132H129ZM133 131V130H132ZM131 131V132H132ZM137 131V130H136ZM168 131H166V132H168ZM23 132V131H22ZM35 132H34V134H35ZM55 132H56V134H55V136H59V134L57 133V131L55 130ZM54 132V133H55ZM58 132H59V130H58ZM117 132V131H116ZM116 132H115V134H116ZM140 132V131H139ZM28 133V132H27ZM26 133V134H27ZM30 133V132H29ZM54 133H53V135H54ZM68 133V132H67ZM66 133V134H67ZM71 133V134H70ZM122 133V136L124 137V136H126V134L124 133L123 134ZM168 133V134H169ZM177 133V132H176ZM250 133V134H249ZM25 134V133H24ZM24 134H22V136H20V137H18V138H20L19 140H17L16 139V142L15 143H17V141H18V143L17 144H15V143H12V146H11V144L9 143V145L11 146V148L10 147H8L7 149H9L10 148V150L11 149H13L14 151H15V153L13 152H10V151H8L7 153H8V155H9V158L11 157V158H15L16 159V157L19 159V157H21V159L23 158H30L31 156L33 157L35 154H37V153H35V149H33L30 145H29V142H26V141H24L25 140V137H27V135H24ZM50 134H51V132H50ZM98 134V135H97ZM110 134V133H109ZM131 134V133H130ZM172 134H173V137H175L176 136V134L174 135V133L172 132ZM178 134V133H177ZM249 134V136L248 137H250L251 138V142L253 143V141H254V143L253 144H251L253 147H250V146H244V145H239L240 143H239V141H240V139L242 138V139H244V137H246V139L248 138L247 137V135ZM52 135V136H53ZM112 135V136H113ZM15 136V135H14ZM18 136V135H17ZM102 136V137H103ZM111 136V135H110ZM171 136V135H170ZM212 136V137H213ZM61 137H63L62 135H61ZM104 137H103V139H104ZM127 137V136H126ZM125 137V138H126ZM217 137V138H216ZM56 138V137H55ZM108 138H110V137H108ZM170 138V137H169ZM172 138V137H171ZM260 138V139H259ZM112 139H113V137H112ZM114 139H116V140H114ZM113 140H112V142H116L117 141V138L115 137ZM174 139V138H173ZM241 139V140H242ZM5 140V139H4ZM27 140V139H26ZM214 140V141H215ZM257 140V141H256ZM264 140V139H263ZM122 140H120L119 142H121ZM245 141H247V140H245ZM249 141V140H248ZM242 142H243V140H242ZM264 142V141H263ZM117 143V142H116ZM257 143L255 144V145H257ZM8 144V143H7ZM119 144V143H118ZM122 145H123V143H121ZM218 144H220V143H218ZM221 144H222V142H221ZM116 145V144H115ZM248 145V144H247ZM5 146H7V145H5ZM111 147H113V145H110ZM116 146H118V145H116ZM108 148H109V146H108ZM118 148V147H117ZM222 148V147H221ZM5 150V149H4ZM12 150V151H13ZM224 150V149H223ZM263 151V152H262ZM5 152H6V150H5ZM37 152V151H36ZM80 153V152H79ZM78 153V154H79ZM38 155V154H37ZM57 155H58V153H57ZM57 155H56V157H57ZM227 155V156H228ZM264 155V154H263ZM7 156V155H6ZM15 156V157H14ZM59 156H61L60 158H62V156H64V155H59ZM66 156V157H65ZM65 156H64V158L66 159V160H63V159H61L60 160V158H56L54 161L57 163L58 162V165L54 162V163H52L55 167H53V166H51L52 168H56L57 166H60V162L59 161H62V162H64L65 163V165H66V163H69V164H67L66 166L67 167H65V165H63L64 163H62V165L65 167V168H67L68 169V165H70V167H69V170H70V168L72 167V169L70 170L71 171V173H70V171L68 172V170L67 169H65L64 167L61 169V170H63V173L65 172L66 173V176L64 177V174H61V175H63V176H61V177H64V178H66V180L67 181H69L70 183H72V184H75L76 185V187L75 186H72V187H74L73 189L74 190H72L71 189V187H69V189H67V191L71 194V195H73V196H71L67 191H65V192H67L69 195H70V197H67V196H69L68 194H66V196H64L65 195V193L64 192H62L63 190H65L64 188L67 186V185H64V186H61V185H59L60 187H55V186H52V187H54V188H52V189H50V190H52V191H49V193L52 195V196H54L53 195V193H55V195H56V197H58L61 193L62 194H64L63 195V197H67L66 198V200H64V202H66L67 201V203L65 204V205H60L61 204V202H59V200L56 198V199H51L50 198V195H48V194H45L43 191H37V193L36 192H33L32 190L33 189H31L30 191H32V193H30V194H28L26 191H28V189L26 190V188H27V186L25 185V189L23 188L24 186H22V184L21 183H23V185L25 184L24 183V181L23 182H21V179H20V177H19V175L15 172V168L12 166V163H11V161H6L5 159H3L2 158V155L0 154V199L3 197V196H5L6 194H9V195H12V197L15 199H18V202L19 203H21L24 207L25 206H27V207H30V205L31 204H33L32 202L33 201H35V203L36 202H38V205L39 204H42L43 206H41V207H49V211H50V209L52 208V210L54 209V211H55V213H56V211L60 214V218H61V220L60 221H62V220H64L63 218H69V215H71L70 216V218L72 219V216H74L75 214L74 213H76V211L74 210V209H76L77 207H82L81 209L80 208H78L79 209V213H85V212H87V213H85V216L87 217V215L86 214H89V213H97V215H95L94 214V219H95V221H93L92 220V218H93V216H92V218H89L88 220H85L86 221V223H87V221L89 222V220L92 222V224L94 225V223L95 224H97V221H98V223H100L101 221H102V224L101 225H105V223H108L109 222V220H110V216L112 215L111 213V215L109 216V212H108V210L106 211L105 209H106V207H105V203L103 202V201H101V200H98V199H96V198H94V196L93 195H91V196H93V197H91L90 195V197L89 196H87L88 194H87V192H85L84 190H82L80 187H77V186H82V185H89V182L90 181H92L91 179H93L94 177H93V175L92 174H89V175H87V176H85V177H87V178H84V176L82 177V174L81 173H83V170H85V172L83 173V174H85V173H87V166L86 167H84L85 165H87V163H90V159H92V157L93 156H91V155H89V158L87 159V157H86V159L89 161V162H86L87 160H85L84 161V159H81V155H80V157H79V159H81L82 161H80V162H82L81 164H79V163H77V164H79V166H80V168H82V166H83V170L81 171V169L80 168H78V165L77 164H75L76 162L74 161V157H71V154H65ZM68 156V157H67ZM69 156H70V158H72V161H71V159L69 158ZM77 156V155H76ZM75 156V157H76ZM90 156H91V158H90ZM8 157V156H7ZM78 157V156H77ZM76 157V159H77V162H79V160H78V158ZM131 157H132V155H131ZM185 157H186V155H185ZM184 157V158H185ZM82 158H83V156H82ZM85 158V157H84ZM97 158H99V159H97ZM135 158H138V157H135ZM186 158H188V156L186 157ZM57 159H59L58 161H57ZM95 159L97 160V162H98V160H100V163L102 164L103 162L105 163V161H101V160H105V159H107V158H105V159H102V157H99V156H96L95 157ZM95 159H92V160H94V161H92V162H95ZM140 160H143V161H145L143 158H139ZM20 160V159H19ZM67 160H69V161H67ZM16 161H18L17 159L16 160H13V162H16ZM23 161V160H22ZM27 161V160H26ZM84 161V162H83ZM137 161V160H136ZM187 161H189V160H187L186 159V161H185V163L187 162ZM142 162V161H141ZM75 164V165H73V164ZM107 163V162H106ZM143 163V162H142ZM181 163V162H180ZM180 163H176L174 166L176 167V168H174V166L173 167H170L169 168V171L168 170H166V173L170 176H172L173 178H174V176L176 175V169L177 168H180ZM184 163V164H185ZM193 163V162H192ZM191 163V164H192ZM82 164H84V165H82ZM110 164V163H109ZM145 164H146V162H145ZM179 164V165H178ZM8 165H11L10 167L8 166ZM14 165H16L17 167L18 166H23V165H18V163L17 164H15L14 163ZM57 165V166H56ZM72 165V166H71ZM131 164H129V166H130ZM183 165V164H182ZM74 166V167H73ZM76 166H77V169H76ZM113 166V165H112ZM132 166V165H131ZM147 166V165H146ZM186 166H188V165H186ZM49 167V169L51 168L50 167V165L48 166ZM114 168H115V165L113 166ZM167 167H169V166H167ZM166 167V168H167ZM264 167V166H263ZM22 168L23 167H21L20 169L22 170ZM51 168V169H52ZM131 168H133V167H131ZM175 170H173V169ZM50 169V170H51ZM64 169H65V171H64ZM74 169V170H73ZM76 169V170H75ZM80 169V170H79ZM89 170H90V168H88ZM116 169V168H115ZM150 169V168H149ZM48 170V169H47ZM46 170V171H47ZM58 171H60L59 169H57ZM72 170L74 171V175H72ZM78 170V171H77ZM89 170H88V172H89ZM131 170V169H130ZM133 170V169H132ZM179 170V169H178ZM199 170V169H198ZM197 170V171H198ZM45 171V172H46ZM77 171V172H76ZM80 171V172H79ZM180 171V170H179ZM178 171V172H179ZM194 171H196V169H194ZM55 172V171H54ZM53 172V173H54ZM62 172V171H61ZM70 173V174H68V173ZM136 172V171H135ZM80 174L81 175V177L82 178H80V176L79 175H77V174ZM58 174H60V172H58ZM57 174V171L55 172V175H56V177L54 178V180L55 181H57L58 180V178H59V175ZM139 174V173H138ZM140 174H142V173H140ZM208 174V176H207V178L205 177L204 179H199L201 182L203 181V182H205L206 180H209L210 178H211V176H212V174H209V173H207ZM54 175V174H53ZM57 175H58V177H57ZM86 175V174H85ZM90 175H92V177H90L89 178V176ZM178 175V174H177ZM199 175V174H198ZM100 176H102V175H98V181H100V180H103V179H101V178H103V177H100ZM135 176H136V178H138V179H134L135 178ZM134 176V178L133 179H130V178H124V180L126 179L127 180V182L129 183V184H131L130 182H133V181H135V182H137V184H135V182H133L134 184H132V186L131 185H129V184H127L123 179H119L120 181H124L123 183H125L128 187H126V186H124V185H121V187H120V183L118 184V182H117V186L116 187H114V188H112V190L111 191H113L114 189L116 190V188L118 187V188H120L119 190V193H122L121 195H118V193L116 192V191H118V190H114L112 193H110L109 195L110 196H108V193H105V194H107V199H109L110 197V199H112V197H115V199L114 200H118V197H119V199H123V201L124 200H126L127 202H130V203H132V204H134L135 202H134V200L136 201V199L138 198L139 200H140V198H142V202H144V200H145V197H146V199H147V197L150 195V197L154 200L155 199V201L157 200L158 201V204H159V201H161V203H163L162 202V200H165L166 198H165V195H164V197L163 196H161L160 197V193H156V192H154L153 190L155 189V188H153V189H150V190H152V191H150L149 190V186L148 185H150V182H148V185L147 186H145L146 184H147V180L149 181L150 179H148L147 178V180L146 181H144L145 180V175L142 177L141 175V177L139 178V176H137V174ZM60 177V178H61ZM125 177V176H124ZM63 178V179H64ZM84 178V179H83ZM121 178V177H120ZM143 178H144V180H143ZM197 179H198V177H196ZM23 179V178H22ZM52 179V178H51ZM62 179V178H61ZM86 179V180H85ZM100 179V180H99ZM142 179V180H141ZM175 179V178H174ZM197 179H195V180H197ZM88 180H90V181H88ZM129 180H132V181H129ZM194 180V182H197L198 184L196 185L197 187L198 186H204V183L202 184L199 180H197V181H195ZM64 181V180H63ZM67 181H65V182H67ZM96 180L94 179V181H92V182H95ZM166 181V180H165ZM168 181V180H167ZM177 181V180H176ZM97 182V181H96ZM102 182V181H101ZM100 182V183H101ZM104 182V181H103ZM169 182V181H168ZM192 182H193V180H192ZM201 183V185H200V183ZM146 183V184H145ZM164 184V183H163ZM162 184V186H164ZM165 184H167V183H165ZM194 184H196V183H194ZM55 185V184H54ZM63 185V184H62ZM133 185H135L134 187H136L137 185H139V186H137V188L136 189H134V187H133ZM58 186V185H57ZM90 187L89 188H91L92 187V185H89ZM95 186H97V185H93V187L96 189L97 187H95ZM101 186L104 188L105 186L104 185H102L101 184ZM195 186V187H196ZM29 187V186H28ZM101 187V188H102ZM124 187H126V189H125V191H123L124 190ZM129 187H132L133 188V190H131ZM148 187V188H147ZM165 187V189H167L168 187H166V185L164 186ZM205 187V186H204ZM31 188V187H30ZM94 188H91V189H94ZM117 188V189H118ZM194 188V187H193ZM193 188H191L192 189V191L193 192H195V190H196V188H195V190H193ZM206 188V187H205ZM41 189H43V188H41ZM71 189V190H70ZM100 188H98L97 190H99ZM121 189H123L122 191H121ZM201 189V187L199 188L198 187V191ZM202 189H203V187H202ZM202 189H201V191H202ZM209 189V188H208ZM45 190V189H44ZM88 190V189H87ZM131 190V191H130ZM135 190V191H134ZM156 191H157V189H155ZM204 190V189H203ZM36 191V190H35ZM73 191V192H72ZM134 191V192H133ZM150 191V192H149ZM188 191V190H187ZM72 192V193H71ZM157 192H159V191H157ZM190 192V191H189ZM188 192V193H189ZM197 192V191H196ZM195 192V193H196ZM203 192V191H202ZM226 192V191H225ZM60 193V194H59ZM101 193V192H100ZM99 193V194H100ZM162 193H164V192H162ZM187 193V194H188ZM198 193V192H197ZM224 193V192H223ZM223 193H222V195H223ZM58 194V195H57ZM62 194L59 196L60 198L62 197ZM194 194V193H193ZM193 194H191V195H193ZM199 194V193H198ZM200 194H201V192H200ZM228 193H225L224 195L227 197L228 195H227ZM102 195V193L99 195L100 196V198H105L106 196L104 195L103 197L101 196ZM166 195H168L167 193H166ZM186 195V194H185ZM170 196V195H169ZM197 196H199V195H197ZM224 196V197H225ZM55 197V196H54ZM109 197V198H108ZM135 197H136V199H135ZM150 197H148V199L150 198ZM189 197L190 196H188V198L187 199H189ZM193 198L195 197V196H192ZM223 197V198H224ZM86 198H88L87 200H86ZM144 198V199H143ZM174 198V197H173ZM186 198V197H185ZM199 198V197H198ZM197 198V199H198ZM32 199H33V201H32ZM64 199V198H63ZM62 199V200H63ZM70 199V200H69ZM106 199V198H105ZM152 199H151V201H152ZM186 199V200H187ZM201 199V198H200ZM226 199V198H225ZM104 200V199H103ZM131 200H133V201H131ZM190 200H191V197H190ZM189 200V201H190ZM125 201V202H126ZM154 201V202H155ZM166 201V200H165ZM164 201V202H165ZM173 201V200H172ZM195 201V200H194ZM200 201V200H199ZM153 202V201H152ZM187 202H188V200H187ZM193 202V201H192ZM46 203V204H45ZM189 203V202H188ZM46 206H45V205ZM127 204V203H126ZM131 204V205H132ZM136 204V203H135ZM190 204V203H189ZM196 204V203H195ZM199 204V203H198ZM29 205V206H28ZM36 205H37V203H36ZM35 205V206H36ZM161 204H159L158 206H159V209H160V211H162L161 209H163V211L165 210L164 208H161L162 207V205L160 206ZM34 206V205H33ZM35 206H34V208H32L33 209V211H35V210H37L36 208H35ZM63 206H65V207H63ZM163 206H164V204H163ZM27 207H25L28 211H29V209H31V208H27ZM32 207V206H31ZM67 207V208H66ZM4 208H3V206H1L0 205V213L3 211V213H4V210H3ZM82 209H85V211L84 210H82ZM51 210V211H52ZM38 211H39V209H38ZM40 211H41V208H40ZM48 211V210H47ZM46 210L44 211L45 213L47 212ZM54 211H52L51 213H53V215H54ZM84 211V212H83ZM163 211L161 212V213H163ZM41 212H43V211H41ZM101 212V213H100ZM108 212V213H107ZM167 211H165V213L164 214H167L166 213ZM9 213V212H8ZM48 214V213H47ZM49 214H50V212H49ZM48 214V215H49ZM58 214V215H59ZM66 215V217H64V215ZM102 215V216H99V215ZM105 214H107V216H105ZM206 214V213H205ZM57 214H55V216H56ZM76 215H78V212L76 213ZM6 216H7V212H6ZM50 216V215H49ZM49 216H47V217H49ZM63 216V217H62ZM68 216V217H67ZM79 216H81L80 214L77 216V218L79 217ZM83 216H84V214H83ZM99 216V217H98ZM103 216H105V217H103ZM74 217H76V216H74ZM85 217V218H86ZM90 217H91V214H90ZM98 217V218H97ZM101 217V218H100ZM108 217V218H107ZM43 218H45V217H43ZM53 218H56V217H53L52 216V218H50V220H54V222L52 221V228H53V224H56V225H54V227H56V228H58V230H60V228L62 227V230L60 231V232H64L65 233V231L66 230H63V229H67V231L69 230V232H68V234H70V232H71V229H70V227L72 228V226H73V224L74 223H76V225L78 226L77 227V230L75 229L76 227V225L73 227V231H78V228L79 229H81V227H82V229L84 230V229H86V227H89V226H91L92 224L90 223V224H88L87 223V225H85L84 226V223H85V221H81V220H79L80 221V223H79V221L77 220L76 222H74L75 221V219L73 218L71 221H73V224L71 225V221L70 222H68L69 220H67V219H65V220H67V223H69L68 225L67 224H65L66 226L63 228V226H61V225H59L60 223L63 225V223L62 222H58L57 220H55V219H53ZM82 218H84V217H81L80 219H82ZM84 218V219H85ZM100 218V219H99ZM106 218V219H105ZM42 219V218H41ZM56 219H59V218H56ZM43 220V219H42ZM47 220H48V218H47ZM64 220V221H65ZM101 220V221H100ZM108 221V222H105V221ZM7 221V220H6ZM6 221H5V224H6ZM46 221V220H45ZM63 221V222H64ZM48 222V221H47ZM51 222V221H50ZM58 222V223H57ZM78 222V223H77ZM81 222H84V223H82V225L85 227H83L82 225H81V227L79 226V224H81ZM103 222H104V224H103ZM85 223V224H86ZM5 224H3V225H5ZM11 224V223H10ZM48 224H50V223H48ZM8 225V224H7ZM61 226V227H60ZM67 226H68V228H67ZM70 226V227H69ZM112 226L113 227H115L116 226V224L115 225H113L112 224ZM111 226V227H112ZM5 227V226H4ZM94 227H95V225H94ZM94 227L92 226V227H90V228H92V229H94ZM110 227V228H111ZM116 227H118V226H116ZM55 228V229H56ZM109 228V229H110ZM5 229V228H4ZM92 229H91V232L90 233H88V229H87V232L84 230H82L81 232H85V233H87L90 237H92V238H94V237H97V232H95V231H93L92 232ZM114 229V228H113ZM56 231H57V229H56ZM66 231V232H67ZM72 231V232H73ZM113 231H115V230H113ZM75 233V232H74ZM73 233V234H74ZM93 233V234H92ZM76 234H77V232H76ZM21 235H24V234H21ZM65 235V234H64ZM189 235V234H188ZM180 236V235H179ZM198 236V235H197ZM23 237V236H22ZM14 238V237H13ZM16 238V237H15ZM180 238V241H178V239ZM179 238H175V242L173 243V247H172V249H175V251L177 252V253H187L188 251H187V249H195L196 248V246H198V243H196L195 241H186L185 239H184V241L182 240V237H179ZM12 239V238H11ZM14 241H15V239H13ZM114 240H117L116 238L114 239ZM12 241V240H11ZM262 243H264L263 241H262ZM262 243H261V246H262ZM255 244V246H256V244H257V246H258V248L260 247L259 246V242L258 243H254ZM264 248V247H263ZM210 249H213V248H210ZM260 249H261V247H260ZM263 250V251H262ZM261 251L263 252V255H262V258L264 257V249H261ZM214 256H215V254H214ZM217 256V255H216ZM259 256H261V255H259ZM218 257H220V256H218ZM210 258H214V257H210ZM240 258H242V259H240ZM260 258V257H259ZM182 259H186V254H185V257L184 256H181V260ZM240 259V260H239ZM187 260V259H186ZM211 260V259H210ZM213 260H216V258H214ZM260 260V259H259ZM259 260H258V263H256V262H254L255 260H253V262H252V260L250 261V259H248V258H245V257H235V258H230V259H228L227 260V262L228 263H231V264H259ZM264 260V259H263ZM257 261V260H256ZM260 261H262V259L260 260ZM216 262H218V261H216ZM243 262V263H242ZM260 264H264V261H262Z\"/></svg>",
  "mask_w": 264,
  "mask_h": 264
}]
</instances>
